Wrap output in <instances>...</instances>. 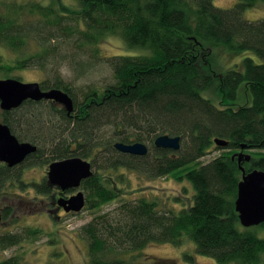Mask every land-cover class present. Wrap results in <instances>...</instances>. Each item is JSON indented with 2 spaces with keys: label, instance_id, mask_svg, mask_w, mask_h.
Wrapping results in <instances>:
<instances>
[{
  "label": "trees",
  "instance_id": "16d2710c",
  "mask_svg": "<svg viewBox=\"0 0 264 264\" xmlns=\"http://www.w3.org/2000/svg\"><path fill=\"white\" fill-rule=\"evenodd\" d=\"M258 2L264 0H237L232 7L221 8L213 0H71L60 8L55 0L11 2L10 7L1 1L18 15L0 14V44L19 51L32 42L37 51L16 57L13 64L0 54V78H8L6 70L11 67L48 71L52 77L42 81L41 88L67 92L73 110L68 113L48 99H28L0 111L1 121L18 140L37 146L15 166L0 161V200L7 188L29 186L52 202L57 188L46 176L26 182L23 168L70 156L91 161L93 173L80 184L85 206L91 209L122 195L114 178L121 168L152 178L173 174L193 186L191 203L163 212L157 201L139 197L123 200L113 216L96 215L79 230L87 243L89 264H128L132 254L150 242L181 246L184 239L192 240L196 252L216 264L261 262L264 237L251 228H264V222L241 227L234 209L241 166L245 171L264 170V19L243 16ZM108 35L148 52L104 57L93 50L91 56H82L87 46ZM247 50L258 60L245 55L240 67L218 69L220 52L231 56ZM56 54L59 60H69L76 74L86 73L101 58L112 79L75 86L59 76ZM242 82L251 103L233 107L229 101L236 99ZM215 89L220 105L203 95ZM160 134L179 135L180 148L155 147ZM218 137L227 145L217 146ZM115 141H141L148 152L123 153L114 148ZM242 145L250 158L238 162L236 153ZM214 146L226 151L202 162ZM119 175L123 183L125 177ZM12 208L6 204L3 217ZM35 233L26 229L2 234L0 247L16 245ZM0 264L20 262L12 256Z\"/></svg>",
  "mask_w": 264,
  "mask_h": 264
},
{
  "label": "rangeland",
  "instance_id": "374dc122",
  "mask_svg": "<svg viewBox=\"0 0 264 264\" xmlns=\"http://www.w3.org/2000/svg\"><path fill=\"white\" fill-rule=\"evenodd\" d=\"M22 4L27 1L34 0H0V2ZM46 2L48 0H35ZM61 8H66L71 0H55ZM237 0H213L214 5L221 8L232 7ZM4 7L0 3V14L10 13L17 16L16 10ZM243 16L247 20L264 19V2H258L252 7L243 11ZM31 18L36 15L30 16ZM94 52L98 56H112L125 54H146L148 51L138 47H127L123 40L116 35H108L101 39L97 45H89L86 51L82 52V56L88 57V54ZM37 51L34 43L29 42L19 51L9 48L5 43L0 44V54L4 62L13 64L16 57H26ZM61 53V52H59ZM243 54V55H241ZM245 55L252 56L258 60L252 51H244L238 55L226 56L219 53L217 56V67L219 70L225 68L240 67L242 57ZM60 65L58 67L59 76L67 81L72 82L75 86L92 83L100 85L107 83L112 79L111 69L99 59L95 61L86 73L76 74L73 64L67 60H59V54L56 58ZM223 60V62H222ZM50 65V64H49ZM226 67H224V66ZM9 77L17 78L23 82H39L50 79L52 74L37 67H28L17 69L11 67L6 70ZM3 74V72H2ZM57 74V73H56ZM1 76V75H0ZM6 76V75H4ZM205 97H209L216 105L221 104V98L216 89L212 92L205 90ZM251 95L245 82H242L237 90V96L232 102L233 107L239 105L250 104ZM226 148H218L214 146L211 151L201 158L202 162H206L212 158L221 155ZM250 150H247L249 153ZM47 166L29 165L23 168L22 177L28 181H40L46 176ZM125 177V181H119L121 174ZM114 178L118 182V187L122 190V195L111 201L105 202L99 208H88L84 206L82 210L75 213L65 214L61 210L54 211V205L48 197L40 196L36 191L29 187L20 189L11 187L5 190L0 200V207L12 205V213L3 217L0 222V235L8 232H23L26 229L36 230L35 234L26 235L24 239L13 246L7 248L0 247V261L16 257L20 264H89L87 253V243L80 234V227L89 222L93 217L100 213H108L113 216L123 200L145 197L157 201V209L160 211L176 210L183 205L187 207L191 203V197L194 189L191 183L185 179L177 180L173 174H167L159 177H148L136 171H128L119 169L115 172ZM78 189L81 190L79 187ZM55 194V193H54ZM174 197H178V202L174 201ZM5 203V205H4ZM51 209V210H50ZM51 211L50 213H47ZM57 215V216H56ZM241 227L242 225L239 224ZM259 237H264V228L253 227ZM133 257L128 264H216L213 258L199 254L195 250V244L192 240L184 239L181 246H175L171 243H148L142 250L134 252ZM191 257H189V256ZM188 256V257H187ZM264 264V254L261 262Z\"/></svg>",
  "mask_w": 264,
  "mask_h": 264
},
{
  "label": "water",
  "instance_id": "95a60500",
  "mask_svg": "<svg viewBox=\"0 0 264 264\" xmlns=\"http://www.w3.org/2000/svg\"><path fill=\"white\" fill-rule=\"evenodd\" d=\"M48 99L61 105L68 113L73 110L70 95L59 88L42 89L39 82H23L17 78H0V111L11 110L25 100ZM217 146H225L228 141L215 138ZM155 147L169 148L177 151L180 148V136L160 134L153 142ZM117 150L133 154L146 155L148 146L141 141L126 143L115 141ZM241 150L236 153L238 162L241 158L249 159L250 155ZM37 146L29 141H20L11 132L9 126L0 119V161L8 166H15L24 161L27 155L35 152ZM234 154L232 155V157ZM93 173L91 161L80 156H70L50 162L46 169V178L50 186L61 191L77 189L68 196H60L56 202L65 211L79 212L85 206V196L80 187L81 181ZM234 209L239 223L244 227L255 226L264 222V170L245 171L241 166V179L237 183ZM172 264H178L173 262Z\"/></svg>",
  "mask_w": 264,
  "mask_h": 264
},
{
  "label": "flooded vegetation",
  "instance_id": "af4514ba",
  "mask_svg": "<svg viewBox=\"0 0 264 264\" xmlns=\"http://www.w3.org/2000/svg\"><path fill=\"white\" fill-rule=\"evenodd\" d=\"M57 188V187H56ZM77 191V189H67L65 191H61L59 188L56 189V194H54V197H53V201L51 202V204L54 205V211H59L61 210L63 213L65 214H70V213H73L72 211H65L63 209L62 206H59L56 202V198H59L60 196H64V197H68L72 194H74L75 192ZM51 210V209H50ZM51 211L47 212V213H50ZM3 213H4V208H1L0 207V222L3 218ZM57 216V215H56Z\"/></svg>",
  "mask_w": 264,
  "mask_h": 264
}]
</instances>
